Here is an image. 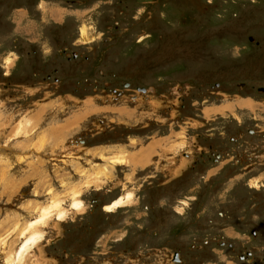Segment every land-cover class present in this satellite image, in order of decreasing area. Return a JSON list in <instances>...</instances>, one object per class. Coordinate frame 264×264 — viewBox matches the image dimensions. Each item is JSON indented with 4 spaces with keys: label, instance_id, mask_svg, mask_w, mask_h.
I'll list each match as a JSON object with an SVG mask.
<instances>
[{
    "label": "rangeland",
    "instance_id": "1",
    "mask_svg": "<svg viewBox=\"0 0 264 264\" xmlns=\"http://www.w3.org/2000/svg\"><path fill=\"white\" fill-rule=\"evenodd\" d=\"M0 136V264H264V0H0Z\"/></svg>",
    "mask_w": 264,
    "mask_h": 264
},
{
    "label": "bare ground",
    "instance_id": "2",
    "mask_svg": "<svg viewBox=\"0 0 264 264\" xmlns=\"http://www.w3.org/2000/svg\"><path fill=\"white\" fill-rule=\"evenodd\" d=\"M86 36H87V31H86V33H85V35H82V28H81V37H82V39H85L86 38ZM10 61L8 60V59H6V63L8 64ZM25 123H27V121L25 120V121H23V120H21L19 123H18V125H17V127H16V130L17 131H19L21 128H22V126H23V124H25ZM15 133H16V131H15ZM26 133V132H25ZM27 134V133H26ZM39 134V133H38ZM19 135V134H18ZM24 135V134H23ZM15 136V135H14ZM25 136V135H24ZM1 137V136H0ZM16 137V136H15ZM18 138V137H17ZM19 138H20V136H19ZM6 140V142L7 143H5L2 147H0V164H6V165H8L9 163H8V160H10L9 159V154L7 153V151L6 150H8V148L10 149V147H9V141L7 140V138L5 139ZM17 140V139H16ZM5 145H6V147H5ZM43 146V145H42ZM32 148V147H31ZM37 150V149H36ZM112 158V160H114L115 159V161L114 162H119L120 163V161H122L121 159H118L117 157L116 158H114V157H111ZM110 158V159H111ZM97 172H99V171H97ZM103 172L104 171H100L99 172V175L100 174H103ZM96 173V172H95ZM96 175H97V173H96ZM98 176V175H97ZM94 178V177H93ZM94 179H96V178H94ZM72 193H74V192H72ZM132 194V193H131ZM131 194H128L126 197H127V199H129L130 197H131ZM73 195V194H72ZM71 195V196H72ZM130 196V197H129ZM72 198V197H71ZM126 200V199H125ZM124 200V201H125ZM53 201V200H52ZM128 201H130V200H126V202H128ZM120 203H123V200L121 199V198H119V200L117 199V201H115V203H113L112 205H110V206H107L106 207V210L107 211H111V209H113V208H115V207H117L118 205H120ZM125 203V202H124ZM49 206V205H48ZM48 206H46L47 208H45V209H43L42 211H41V214H40V218L39 219H37L36 221H35V223H44V222H46L45 221V219L47 218V216H48V214L50 213L49 211H48ZM50 207V206H49ZM52 207H53V205H52ZM51 207V208H52ZM58 207V206H57ZM56 207V208H57ZM81 208V205L79 204V202H77L76 201V198L75 199H73V206H72V208ZM41 209V208H40ZM53 210H55V209H53ZM64 210V209H63ZM63 210H61L60 208L57 210V216H59V217H62L63 216V214H64V211ZM53 214V213H52ZM51 214V215H52ZM65 217V216H64ZM62 219V218H61ZM39 235V233L38 232H32V233H30L29 235H27V236H25V238H24V241L22 242V244H21V246H20V248H19V250L15 253V257H16V261H15V263H19V262H21V260H22V258H23V255H24V253L27 251V249L29 248V246H31V245H34L35 243H36V241H37V239H38V237L40 236H38ZM6 260H8V259H6Z\"/></svg>",
    "mask_w": 264,
    "mask_h": 264
},
{
    "label": "flooded vegetation",
    "instance_id": "3",
    "mask_svg": "<svg viewBox=\"0 0 264 264\" xmlns=\"http://www.w3.org/2000/svg\"><path fill=\"white\" fill-rule=\"evenodd\" d=\"M174 253H177L178 260H174V258H172L173 262L181 263L183 261V259L181 258V255L178 252H174ZM173 257H174V254H173ZM243 257H244V259L247 258L248 259L247 261L253 262V260H250V258L252 257V253L250 251L247 252V255H245V256L241 255V258H243ZM189 264H195V262H191Z\"/></svg>",
    "mask_w": 264,
    "mask_h": 264
},
{
    "label": "water",
    "instance_id": "4",
    "mask_svg": "<svg viewBox=\"0 0 264 264\" xmlns=\"http://www.w3.org/2000/svg\"><path fill=\"white\" fill-rule=\"evenodd\" d=\"M174 260H178V258H177V253H174Z\"/></svg>",
    "mask_w": 264,
    "mask_h": 264
},
{
    "label": "built area",
    "instance_id": "5",
    "mask_svg": "<svg viewBox=\"0 0 264 264\" xmlns=\"http://www.w3.org/2000/svg\"><path fill=\"white\" fill-rule=\"evenodd\" d=\"M114 91H115V89H114Z\"/></svg>",
    "mask_w": 264,
    "mask_h": 264
}]
</instances>
